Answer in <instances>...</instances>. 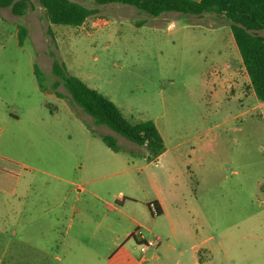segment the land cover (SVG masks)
Masks as SVG:
<instances>
[{"label": "rangeland", "instance_id": "1", "mask_svg": "<svg viewBox=\"0 0 264 264\" xmlns=\"http://www.w3.org/2000/svg\"><path fill=\"white\" fill-rule=\"evenodd\" d=\"M76 1L99 10L79 27L0 6V264H264V101L230 21ZM54 58L166 150L96 124Z\"/></svg>", "mask_w": 264, "mask_h": 264}, {"label": "trees", "instance_id": "2", "mask_svg": "<svg viewBox=\"0 0 264 264\" xmlns=\"http://www.w3.org/2000/svg\"><path fill=\"white\" fill-rule=\"evenodd\" d=\"M52 24L79 27L96 15L98 8H90L76 0H37ZM97 4H130L152 15L168 11L202 15L214 12L230 21L231 30L258 99L264 101V0H95ZM1 7H11L17 15L25 14L33 0H0ZM26 29H21L24 36ZM53 72L58 77L54 87L63 84L71 101L89 114L98 125H105L117 134L149 150L150 158H158L165 150V140L156 123L151 120L132 122L108 96L90 87L81 78L70 74L66 66L54 58ZM39 84L43 86L42 71L35 66ZM58 95H65L57 92ZM103 141L114 151H120L113 136L102 135ZM159 214L162 213L157 201ZM150 207V204H149Z\"/></svg>", "mask_w": 264, "mask_h": 264}, {"label": "built area", "instance_id": "3", "mask_svg": "<svg viewBox=\"0 0 264 264\" xmlns=\"http://www.w3.org/2000/svg\"><path fill=\"white\" fill-rule=\"evenodd\" d=\"M150 209H151L153 214H155V215L159 214V209H158V206H157V204L155 202H152L150 204ZM136 235H140L141 236V239H139L138 242L142 246L143 251H145V249L148 248L151 245L152 246H156L158 244V240H156V241L145 240V237H144L142 231L139 228H137ZM158 239H159V237H158Z\"/></svg>", "mask_w": 264, "mask_h": 264}, {"label": "crops", "instance_id": "4", "mask_svg": "<svg viewBox=\"0 0 264 264\" xmlns=\"http://www.w3.org/2000/svg\"><path fill=\"white\" fill-rule=\"evenodd\" d=\"M156 201H157V203H158V205L160 206V208H161V210H162V212L164 211V205H163V203L159 200V199H156ZM155 215V214H154ZM158 215V214H157ZM133 234H135V232H133V231H131L130 232V234H129V236L130 235H133ZM145 237V236H144ZM137 240V243H139L138 241H139V239L137 238L136 239ZM145 240H147V238L145 237ZM123 260H124V258H123ZM126 264H141V262H142V258H139L138 259V261L135 259V258H131L130 260H128V263L126 262V261H124Z\"/></svg>", "mask_w": 264, "mask_h": 264}]
</instances>
